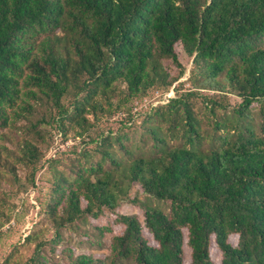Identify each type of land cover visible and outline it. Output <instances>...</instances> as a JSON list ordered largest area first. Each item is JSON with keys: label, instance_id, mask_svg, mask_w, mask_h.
<instances>
[{"label": "trees", "instance_id": "1", "mask_svg": "<svg viewBox=\"0 0 264 264\" xmlns=\"http://www.w3.org/2000/svg\"><path fill=\"white\" fill-rule=\"evenodd\" d=\"M177 45L192 57L190 91L173 85L184 74ZM172 86L177 95L142 122L150 153L135 154L127 131L101 128L137 97ZM228 95L238 101L225 104ZM193 96L211 113V131ZM43 99L52 111L34 121L32 101ZM21 118L28 135L8 150L12 159L0 149V228L9 217L7 174L14 194L35 186L42 122L83 146L70 163L61 154L47 160L62 165L39 202L53 238L30 232L0 264H49L44 250L57 247L63 228L106 211L110 222L95 227L98 246L113 234L109 254L68 245L60 252L68 264H264V0H0V127ZM132 186L145 200L130 197ZM123 200L142 216L120 212ZM30 242V255L15 259Z\"/></svg>", "mask_w": 264, "mask_h": 264}, {"label": "rangeland", "instance_id": "2", "mask_svg": "<svg viewBox=\"0 0 264 264\" xmlns=\"http://www.w3.org/2000/svg\"><path fill=\"white\" fill-rule=\"evenodd\" d=\"M177 52L180 54L179 61L184 69V74L173 84L177 86L179 92L190 91L193 86L189 80L190 69L192 67V57L185 53L180 46L176 47ZM165 65L169 68L172 75H176L178 68L171 62V60L165 59ZM204 91V90H203ZM212 94V91H204L203 93ZM202 93V92H201ZM177 93L174 92L173 86L168 90H155L152 89L146 96L137 97L134 99L130 105L128 111L119 112L110 117L107 121L101 124L106 132L110 129L113 134L117 131L125 132L127 131L129 140L125 141L126 145L135 153L147 154L151 152V138L145 131L143 126V120L147 113H149L153 107L158 104H164L168 101L170 97H175ZM224 103L234 105L238 99L233 95H228L222 98ZM67 101V100H66ZM192 101L194 103L195 112L199 119L203 121V127L211 131V122L209 117L211 113L208 109L204 108L202 104V98L200 96H193ZM35 107L33 113V120L37 121L41 118V113L49 114L51 108L47 107V102L45 99L42 101H32ZM229 106V105H228ZM52 111V110H51ZM259 107L255 106L253 111L254 115L257 116ZM222 112L219 111V114ZM132 116L130 119L129 116ZM123 118V119H122ZM126 127L121 126L120 120L124 122ZM28 119L21 118L16 126L11 128H1L0 127V149L1 147H6L7 149H1L2 157H8L11 154L10 150L17 147L18 143L21 142L25 136L28 135L25 126ZM258 122V118L256 119ZM22 127V129H21ZM42 135L45 136L46 142H38L44 153L43 158L37 163L38 170L35 176V186H29L27 190L17 191L13 193V186L11 185V179L9 176L5 177V184L2 189H4L8 196V205L6 211L9 214L8 219L5 221L4 225L0 228L2 235L0 237V263L2 262L4 256L12 249L11 246L17 243H22L23 238L30 234L37 235L38 239L50 240L54 236V228L50 220L44 213H40L39 202L45 201L49 196L52 184V174L54 170L61 169L62 165H55L48 163L47 160L55 158L60 155L61 164L70 163V158L73 157L72 149L73 147H82L79 139H73L72 137L64 138L61 133L58 132L56 128L51 127L50 124L41 123L39 125ZM48 133V134H47ZM97 132L92 133V137H96ZM9 150V151H8ZM63 152V153H62ZM12 159L10 155L8 158ZM17 174L22 175L26 171L20 163L15 164ZM0 171L4 172L3 168L0 166ZM15 186L14 189H16ZM18 188V187H17ZM4 193V192H3ZM139 196L141 199L145 200V195L141 192L139 186H132L130 189V197ZM153 205L161 206L166 208L165 203H160L153 200L151 202ZM122 213H136L141 215V209L135 207L128 200H123L118 209ZM112 219V216L106 211L105 216L99 217L97 219H91L90 217L77 221L75 224L67 226L61 230L62 241L56 243L57 247L51 249L46 247L44 252L46 258L49 260V264H68L67 260L61 255V251L64 246H72L75 252L90 251L93 255L105 256L109 254V244L111 236L110 233H105L102 237V245L98 246L97 241L99 239V231L95 226H100ZM233 240V239H232ZM234 241V240H233ZM51 246V245H48ZM33 242L26 245H21L18 253L14 257L15 259H20L24 261L33 250ZM190 249L189 247H184L185 261L190 260L189 257ZM212 256L216 262H218L220 254L218 251L213 250ZM132 264V263H128Z\"/></svg>", "mask_w": 264, "mask_h": 264}]
</instances>
